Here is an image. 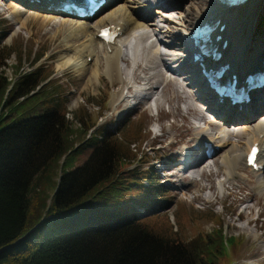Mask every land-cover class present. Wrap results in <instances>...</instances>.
<instances>
[{
    "label": "trees",
    "instance_id": "1",
    "mask_svg": "<svg viewBox=\"0 0 264 264\" xmlns=\"http://www.w3.org/2000/svg\"><path fill=\"white\" fill-rule=\"evenodd\" d=\"M10 53V45H0V264H226L228 244L240 255L235 234L225 236L220 219L187 240L156 231L140 209L163 205V194L147 196L142 183L130 186L135 173L122 174L135 155L132 140L145 136L143 125L119 132L96 126L94 117L70 121L43 64L17 77L5 74ZM11 66L19 71V64ZM46 183L55 185L48 203Z\"/></svg>",
    "mask_w": 264,
    "mask_h": 264
},
{
    "label": "rangeland",
    "instance_id": "2",
    "mask_svg": "<svg viewBox=\"0 0 264 264\" xmlns=\"http://www.w3.org/2000/svg\"><path fill=\"white\" fill-rule=\"evenodd\" d=\"M37 3L34 2V5L27 3L26 0H0V45L11 46V53L7 58L10 67L6 68L5 74L9 78L17 77L43 64V72L50 74L46 80L50 79L51 89L62 92L64 113L70 121L79 123L78 118L83 116L94 117L93 121H95L96 126L109 124L114 131L119 132H124L127 126L133 124L143 125L142 131L145 136L132 140L134 144L130 148H135L133 150L135 155L127 164V169H130L129 172L122 174L124 178L129 179L135 173L137 176L135 178L136 184L130 186L140 187L142 183L141 193L147 189L149 192L144 193L147 196L154 197L159 193L163 194L159 199L163 205L152 206L150 210L141 208L142 217L152 223L156 227V231L174 234L182 240L191 239L194 236H203L220 219L223 222V228L226 225L224 228L225 236L235 234L236 249L241 248L243 251L240 252L242 257L237 256L231 252L234 248L228 244V256L230 257L226 264L230 262L231 264H264L259 262V258L264 257V193H262L263 195L256 194L255 190L251 189L250 186H254L256 181L255 175L249 167L238 165L237 169L242 179H237L235 183L245 185L231 191V188L226 190L227 183L222 190L219 184L220 180H218L225 178V171L220 170L221 163H219L222 150L209 157L213 158L207 160V163H211L210 170L205 168L201 175L195 173L197 178L193 182H190V178L181 176L180 165L175 166L172 163L162 166L171 158L179 161L181 157L177 153L184 148L189 150L199 148L200 137L203 134L196 131L198 129L195 127L197 124H200L201 127L204 126L212 136H216L220 128L218 129L217 125L204 124L205 120L220 122L223 119V116L214 115L216 113L214 109L209 110V102L212 97L206 93L204 97L200 96L198 102L196 99V102L192 101L186 90L193 91V93L190 92L192 97L196 94L200 95L197 91L198 84V86L190 87L184 85L182 87L183 92L179 91V95H174L173 84L168 81L166 91L163 88L164 82L158 83L162 87L161 93L157 91L156 95H152V99L144 101L138 97L142 102L134 108H132L133 102L138 101V98L130 97L126 103L122 102V105H118L117 97L120 90L129 89L130 91V88L132 90L141 86L147 69L154 70L156 67L153 64L155 55L150 53L148 61L144 63L143 61L134 63L132 59L126 58L132 68L130 78L126 81L120 77L114 62H111L110 72L106 75V68L102 70L103 60L100 56H97V63L96 61L93 62L94 59L90 61V57H88L89 64L83 72L75 70L72 62L62 63L63 58L65 60L68 55V57H73L70 48L72 43L66 42L68 41L65 36L66 31L64 29L55 31L54 29V25H58L54 21L65 19V14H51V10L39 6ZM175 3L177 1H168L171 7L175 6ZM180 6L182 7V4ZM18 7L24 9L19 15L20 19L13 15L14 10ZM101 13L102 11H98L91 22L98 19L102 15ZM171 13L175 19L181 16L179 8ZM261 14H264V0H246L239 6L227 9L226 15L231 20L228 29L232 48L236 47V49L241 50V53L251 54L252 57L258 50L262 51L264 48V28L255 29L256 21ZM51 15H53V19L49 18ZM159 15L160 13H156V16ZM160 23L165 26L167 24L164 21H160ZM152 28L149 27L150 30ZM135 36L138 35L135 34ZM126 38L129 39V33ZM139 52L140 50L134 47V53ZM179 56L184 58V55L179 54ZM261 59L262 57H257L255 62L261 63ZM119 62L122 71L125 69L123 68L124 63ZM14 63L19 64L17 73L12 70L11 65ZM183 71L187 72L191 69L185 67ZM163 72L164 70L160 72V76ZM173 74L176 78L183 80L177 72ZM139 76H141L140 79H138ZM158 76L155 75V78L157 79ZM129 80L130 85H128ZM183 82L186 83L185 80ZM132 93L134 95V90ZM184 95L188 100L187 102L184 100ZM156 97L160 99L157 113L153 101ZM201 112H204V118L200 117ZM261 114L262 111L257 112L252 115V118H244L245 120H239L236 124L256 120ZM225 126L232 129V126ZM232 139L238 140L239 145L241 144L240 141L244 140L236 137ZM88 151L89 149L83 152L74 164L82 162ZM200 151L201 148L198 149V152ZM136 153L138 154L136 155ZM216 174L219 175V178ZM51 178V180H55V173H51ZM156 185H159L158 192L153 189ZM54 188L55 185L50 183L44 185L42 199L46 203L50 201L49 195ZM135 192L136 190L127 191L126 196ZM226 192L227 195L224 196L223 194ZM209 211L216 213L218 217L208 218L207 215H203ZM44 214L45 210L41 217ZM177 225H181V227L177 228ZM184 225L190 231L186 236L184 235Z\"/></svg>",
    "mask_w": 264,
    "mask_h": 264
},
{
    "label": "bare ground",
    "instance_id": "3",
    "mask_svg": "<svg viewBox=\"0 0 264 264\" xmlns=\"http://www.w3.org/2000/svg\"><path fill=\"white\" fill-rule=\"evenodd\" d=\"M107 1H109V3L105 4L102 8L87 18H77L68 10L61 9L59 7L60 0L38 1L37 4H41L43 7L51 9V14L61 13L65 14L66 16L63 20L61 19L57 22L54 21L58 25L53 24L55 31L64 29L66 31L65 36L68 39L66 42L72 43V45L70 44V48L73 52H71L73 57H68V55L65 60L62 57V63L72 62L73 69L83 72V70H85L89 64L87 61L88 57H90V61H93L94 59L93 62L96 61L97 63V56H100L103 60L102 70L106 68V75H108L110 72L111 62H114L116 64L117 71L121 75L120 77L126 81L130 78V73L132 70L128 63L129 60L132 59L134 63L137 61H143L144 63L148 61V55L150 53L155 55V61L153 64L156 67L154 70L147 69L143 77L144 82L142 81L143 84L141 86L132 90L130 88V91L129 89L120 90L118 97L116 96L118 105H122V102L126 103L130 97H141L142 101L152 99L153 94L156 95L157 91L159 93L162 91V87L159 85L160 82H164L163 88L166 91L167 82L171 81L173 84L172 90L174 95H179V91L183 92L182 87H184V85L188 87L199 85L197 91L200 93V95L196 94L192 97L190 92L193 93V91L190 89L186 90L192 101H195L196 99L198 102V100H200V96L204 97L206 93H208L210 97H212L209 102V110L214 109L216 112L214 115L217 117L223 116V119L220 122L205 120L204 124L209 126L217 125V128H220L216 136H212L207 131V129L204 128V126L201 127L200 124L195 126L198 128L196 131L203 134L200 137V152H198L199 148L195 150L184 148L177 153V155L181 157L179 161L178 159L175 161L174 158H171L170 160H167L165 163H163L162 166L172 163H174L175 166L180 165L179 167H181V176L184 178L188 177L190 178V182H193V180L197 178V175H201L205 168L210 170L211 163H207V160H211L213 158H204L203 156L206 157L210 154L211 156H214L216 152L221 150L223 151V149H225L223 152H220L221 160L219 161V163H221L220 170L225 171V178L223 177V179L221 178L218 180H220L219 184L222 190L224 189L225 183H227L226 190L231 188L232 191L235 188L238 189L239 186L245 185L235 183L237 179H242L237 167L238 165L246 166L245 154L249 147H252L253 145H259L260 151L258 153V162L261 165V168L256 171L249 168L255 175L256 181L255 185H251L250 187L252 190H255L256 194L263 195L264 86L262 89H256L252 91L250 93V100L247 103L241 102L231 105L228 103V100L225 97L222 99V101H219L216 93L208 86L204 77L201 75L200 61L192 60V58H190L191 54L186 55V57L183 56L184 58H180L179 54L185 55L184 45L186 46L189 42L185 41L184 38L188 37V35L185 34V31L188 32V27H192L195 24H202L207 20H213L217 22L214 32L219 35V38L214 40V44L217 46V50L220 51V57L216 59V63L228 64L224 74H231L233 72L246 73L250 68L256 67L257 62H255V59L257 57H263L264 48L262 51L258 50L254 54V57H252L251 54L241 53V50L236 49V47L232 48L231 36L228 29L231 20L226 15V11L229 6H225L220 0H171L173 2H179L178 4L175 3L176 7L169 6L167 2L164 3L165 0ZM156 1L160 5L153 9L154 6L152 5L155 4L152 2ZM26 2L34 4V2H30V0H26ZM49 4H51L50 7H48ZM180 4H182V7ZM157 7H162L165 9V16L161 14V11H159L160 9ZM174 8L180 9V18L175 19V16L171 13ZM23 10L24 9L22 7H18L14 10L13 15L17 19H20L19 15ZM98 11H102V15L98 19L91 22ZM156 13H160V15L156 16ZM52 16L53 15H51L49 18L53 19ZM160 21L167 23L166 26L160 23ZM107 25L119 27V29L115 30V32L119 34L118 38H115L109 45L104 44L97 36L99 28ZM149 27L153 28L150 30ZM128 33L129 39L126 38ZM135 34L138 36H135ZM224 41L225 45L222 47ZM134 47H137L140 52L134 53ZM260 51L261 53L259 55ZM126 58L129 60L126 61ZM119 61L124 63L123 68L125 69L122 71L120 69ZM185 67L190 68L191 71H183V68ZM163 70L164 72L160 76V72ZM175 72H177L178 75H181L186 83H184L183 80L176 78L173 74ZM155 75H159L157 79L155 78ZM140 78L141 76H139L138 79ZM128 83V85H130V80ZM125 90L126 92H124ZM133 90L134 95L132 93ZM138 99L139 100L136 101V104L132 105V108L136 107V105L142 102L140 98ZM184 100H186V102L188 101L185 95ZM153 101L154 105L158 108L160 106V99L156 97L153 99ZM260 111H262V114L258 117V119L236 124V122H239V120H245L244 118H252L253 114ZM200 117L204 118V112H201ZM131 119H133L132 116ZM225 125L232 126V129L235 128V130L229 129ZM231 135L232 137H230ZM233 137L244 140L240 141L241 144L239 145V142L237 143L238 140H233ZM208 144H210L213 149L210 154L206 155L205 148ZM216 175L219 178V175ZM223 195L226 196L227 192ZM238 249L239 252H243L241 248ZM238 256H241V253ZM259 262L264 263V257L259 258Z\"/></svg>",
    "mask_w": 264,
    "mask_h": 264
},
{
    "label": "snow or ice",
    "instance_id": "4",
    "mask_svg": "<svg viewBox=\"0 0 264 264\" xmlns=\"http://www.w3.org/2000/svg\"><path fill=\"white\" fill-rule=\"evenodd\" d=\"M253 151H255V150H253ZM249 162L251 163L252 161H251V158L249 159Z\"/></svg>",
    "mask_w": 264,
    "mask_h": 264
}]
</instances>
